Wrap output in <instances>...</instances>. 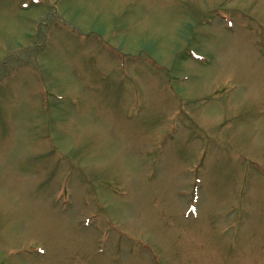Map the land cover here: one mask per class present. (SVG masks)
<instances>
[{
    "label": "rangeland",
    "instance_id": "rangeland-1",
    "mask_svg": "<svg viewBox=\"0 0 264 264\" xmlns=\"http://www.w3.org/2000/svg\"><path fill=\"white\" fill-rule=\"evenodd\" d=\"M0 264H264V0H0Z\"/></svg>",
    "mask_w": 264,
    "mask_h": 264
}]
</instances>
